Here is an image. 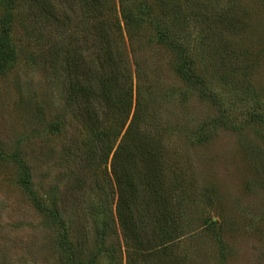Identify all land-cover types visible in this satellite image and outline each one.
Returning a JSON list of instances; mask_svg holds the SVG:
<instances>
[{
	"label": "rangeland",
	"instance_id": "obj_1",
	"mask_svg": "<svg viewBox=\"0 0 264 264\" xmlns=\"http://www.w3.org/2000/svg\"><path fill=\"white\" fill-rule=\"evenodd\" d=\"M154 2L149 3L154 7ZM178 5L179 20L168 24H176L170 27L192 52L210 90L220 96L224 117L236 126H207L209 138L199 142L197 128L222 113L198 98L177 72L171 50L145 27L133 45L136 58L128 55L151 128L163 132L164 156L158 163L165 162L168 174L178 180L168 196L175 215L181 214L177 223L182 234L168 250L170 255L158 247L136 253L118 219L117 189L110 165L106 171L100 163L101 152L85 153L83 138L73 141L74 125L64 134L51 131L54 124L71 121L68 81L51 68L48 41L42 42L18 16L13 25L17 61L10 71L0 73V143L6 154L0 159V264H71L61 246L63 227L35 207L15 154L29 168L35 193L42 196L56 189L69 209L64 226L81 261L264 264V123L250 122L253 114L264 115V0H179ZM115 6L129 51L118 0ZM94 179L111 193L115 190L108 197L110 230L105 240L112 257L100 250L97 237L104 214L93 210L98 209L97 198L85 192Z\"/></svg>",
	"mask_w": 264,
	"mask_h": 264
},
{
	"label": "trees",
	"instance_id": "obj_2",
	"mask_svg": "<svg viewBox=\"0 0 264 264\" xmlns=\"http://www.w3.org/2000/svg\"><path fill=\"white\" fill-rule=\"evenodd\" d=\"M118 1L120 17L130 38L129 51L116 16L115 0H0V73L10 71L17 61L18 46L13 39V25L20 16L27 26H32L31 31L37 33L42 42L48 41L45 46L46 53L52 56L51 68L61 80L68 81V101L73 110L71 121L54 124L51 131L64 134L68 125H74L77 135L73 141L79 142V137L83 138L85 153L90 154L93 149L101 152L99 156H93H98L100 163L106 165V171L110 165L118 194V219L124 232L133 239L136 253L143 252V247H158L164 254L181 238L182 229L177 223L181 214L175 215L168 196L172 183L177 184L178 180L168 174L165 162L161 165L157 160L164 156L161 151L165 141L163 132L151 128L140 89L134 87L128 54L136 58L133 45L145 27L153 31L158 44L171 50L177 72L198 93V98L212 103L222 113L221 118L197 128L195 135L199 136V142L208 140L207 126L213 124L216 128L232 129L236 123L230 117H224L220 96L210 90L196 69L192 52L170 27L176 24H168V21L180 18L179 0H155L157 9L150 0ZM133 63L138 66L137 61ZM79 122H82V129L78 128ZM250 122L264 123V115L253 114ZM5 156L0 143V159H6ZM13 158L25 173L24 184L35 207L63 227L61 246L66 249L68 260L71 264H89L79 260L81 253L69 239L68 228L64 225L70 217L64 216L70 211L59 201L56 189L37 195L32 189L29 168L19 154ZM86 189L85 192L97 198L98 209L93 210L104 214L97 235L102 244L100 250L111 255V248L105 245L110 230L107 203L115 190L111 193L95 179ZM91 208L88 206L89 210ZM211 225L216 227L215 222ZM147 233L153 238H147Z\"/></svg>",
	"mask_w": 264,
	"mask_h": 264
}]
</instances>
